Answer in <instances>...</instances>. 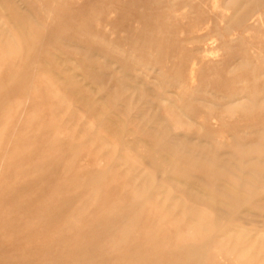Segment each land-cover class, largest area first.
Returning <instances> with one entry per match:
<instances>
[{
  "label": "rangeland",
  "instance_id": "1",
  "mask_svg": "<svg viewBox=\"0 0 264 264\" xmlns=\"http://www.w3.org/2000/svg\"><path fill=\"white\" fill-rule=\"evenodd\" d=\"M0 264H264V0H0Z\"/></svg>",
  "mask_w": 264,
  "mask_h": 264
},
{
  "label": "bare ground",
  "instance_id": "2",
  "mask_svg": "<svg viewBox=\"0 0 264 264\" xmlns=\"http://www.w3.org/2000/svg\"><path fill=\"white\" fill-rule=\"evenodd\" d=\"M25 27V26H24ZM2 44V43H1ZM27 48V47H26ZM8 49V48H7ZM57 59V58H56ZM192 77V76H191ZM163 121V120H162ZM161 203V202H160ZM145 225V224H144Z\"/></svg>",
  "mask_w": 264,
  "mask_h": 264
}]
</instances>
